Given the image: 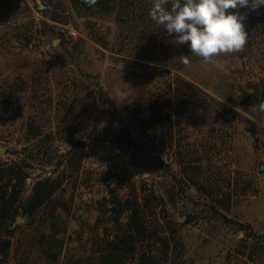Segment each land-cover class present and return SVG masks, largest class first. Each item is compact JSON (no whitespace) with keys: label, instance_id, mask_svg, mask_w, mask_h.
I'll return each instance as SVG.
<instances>
[{"label":"rangeland","instance_id":"obj_1","mask_svg":"<svg viewBox=\"0 0 264 264\" xmlns=\"http://www.w3.org/2000/svg\"><path fill=\"white\" fill-rule=\"evenodd\" d=\"M117 37L114 15L87 17L70 0H0L1 240L10 237L1 223L2 195H17L5 217L15 232L5 264H242L230 260L243 235L228 219L264 234V34L257 31L243 51L210 62L177 50L161 64L132 58ZM73 46L82 50L79 58L68 57ZM48 66L50 80L80 70L110 100L85 120L82 106L85 137L63 130L72 118L53 81L34 96L33 72ZM179 79L207 94L217 114L200 106L190 119L181 110L173 147L150 152L146 132L129 123L128 108L149 97L152 107L172 99ZM125 129L139 147L119 146ZM73 144L80 154L71 153ZM46 178L59 190L26 216L35 184ZM229 189L236 197L228 209ZM153 191L161 202L152 200ZM135 193L159 205L144 208L147 240L136 253L111 251L109 241L129 235V212L118 203L133 201ZM172 234L179 242L169 248L151 240ZM51 236L63 244L57 260L42 252Z\"/></svg>","mask_w":264,"mask_h":264},{"label":"trees","instance_id":"obj_2","mask_svg":"<svg viewBox=\"0 0 264 264\" xmlns=\"http://www.w3.org/2000/svg\"><path fill=\"white\" fill-rule=\"evenodd\" d=\"M70 1L75 11L87 17L103 18L114 15L115 24L118 26V44L132 58L161 64L170 59L177 50L190 51L188 44L174 43L175 34L168 35L163 26H158L150 19L148 13L152 7V0H96V3L92 6H89L84 0ZM240 12L246 17L243 23L248 34L247 46L257 31L260 30L264 34V6L256 11L242 8ZM92 37L97 43L107 47L106 41L101 34L94 32ZM81 54L82 50L76 46H73L72 52L67 53L68 57L73 59L79 58ZM51 68L53 67L48 66L45 69L40 68L33 72L34 96L39 91H46V84L53 81L59 92V98L65 99L63 101L64 109L69 111V115L72 118V121L64 122L67 126L63 130L69 131L68 135L71 137L78 135L83 138V136L85 137L88 134L89 128H85L83 124L78 123L82 106L86 105L83 108L86 113L85 120V118L88 119V117L91 118L93 116L92 112L96 111V107L110 106V100L98 83L88 85L87 80L90 76L83 74L80 70L77 71V76L74 74L71 76L68 73L59 77L53 75V79L50 80L48 72ZM57 78H59L58 81ZM91 86H93L92 90H90ZM170 94L173 95L172 99L161 103L159 106L152 107L151 97H149L143 102L128 108L127 118L130 121L129 123L146 132L145 137H148L146 144L150 152L173 147L175 134L180 126V116L186 115L191 119L192 113L196 112L200 106H207L212 116L217 114V110L215 111L214 107L206 100L205 97L211 99L207 94L181 79L177 80ZM181 110L183 115L180 112ZM150 111L153 116L150 115ZM230 111L235 114L232 110ZM235 130L234 128L233 131ZM123 133V141L119 143L120 147L132 149L138 145L135 143L130 130L125 129ZM231 148L232 143L230 142L228 143V150L230 151ZM70 151L76 155L81 153L76 144L72 145ZM262 172H264V165L262 166ZM228 186L230 188V181H228ZM59 188L60 184L51 178L38 181L24 209L25 215L34 216L52 200ZM144 192L147 191L144 190ZM135 194L133 201L128 200L124 205H121V202L118 203L122 212H129V235L124 237L117 236L116 239L109 241V249L111 251L122 250L121 248L123 247L124 252L136 253L138 252V246L147 240L146 235L149 227L146 222V211L144 208L157 209L158 203L161 202L160 197L153 191L152 200L158 201L156 205L153 203L155 205L153 208L151 199L144 198L142 201L139 194ZM235 197L236 195L229 189L228 209L231 207ZM16 202L17 195L15 190L10 195L7 192L2 195L1 223L10 237L5 240L0 239V264L7 262L11 251L12 238L15 232L11 230L13 225L7 223L5 217L14 209ZM229 224H233L237 232L243 235L240 241L230 250V260L241 262L242 264H264V234L254 231L249 224L235 223L228 219ZM47 238L42 245L43 255L47 259L57 260L61 255L63 244L53 236L49 237V239H52L50 242ZM151 240L167 248H169L170 243L177 244L179 242V239L173 234L171 239L169 237H157ZM53 243H56L55 246Z\"/></svg>","mask_w":264,"mask_h":264},{"label":"clouds","instance_id":"obj_3","mask_svg":"<svg viewBox=\"0 0 264 264\" xmlns=\"http://www.w3.org/2000/svg\"><path fill=\"white\" fill-rule=\"evenodd\" d=\"M92 6L96 0H84ZM264 0H152L150 19L163 26L174 43L188 44L191 54L210 62L221 54L239 53L247 44L245 15L240 9L256 11ZM187 66L189 56L181 55ZM264 112V101L259 104Z\"/></svg>","mask_w":264,"mask_h":264},{"label":"built area","instance_id":"obj_4","mask_svg":"<svg viewBox=\"0 0 264 264\" xmlns=\"http://www.w3.org/2000/svg\"><path fill=\"white\" fill-rule=\"evenodd\" d=\"M71 35L73 36V37H75L76 36V33L74 32V31H72L71 32ZM251 68V65L250 64H248V65H246V69H250Z\"/></svg>","mask_w":264,"mask_h":264},{"label":"water","instance_id":"obj_5","mask_svg":"<svg viewBox=\"0 0 264 264\" xmlns=\"http://www.w3.org/2000/svg\"><path fill=\"white\" fill-rule=\"evenodd\" d=\"M18 221H23L22 219H19Z\"/></svg>","mask_w":264,"mask_h":264},{"label":"bare ground","instance_id":"obj_6","mask_svg":"<svg viewBox=\"0 0 264 264\" xmlns=\"http://www.w3.org/2000/svg\"><path fill=\"white\" fill-rule=\"evenodd\" d=\"M165 159V158H164Z\"/></svg>","mask_w":264,"mask_h":264}]
</instances>
